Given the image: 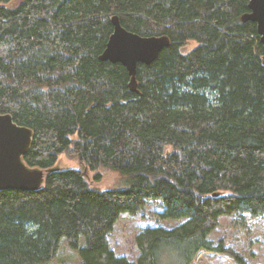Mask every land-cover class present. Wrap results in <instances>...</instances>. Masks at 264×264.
Wrapping results in <instances>:
<instances>
[{"label":"trees","instance_id":"obj_1","mask_svg":"<svg viewBox=\"0 0 264 264\" xmlns=\"http://www.w3.org/2000/svg\"><path fill=\"white\" fill-rule=\"evenodd\" d=\"M249 1L0 0V114L33 131L23 163L49 170L67 153L80 165L0 190V264H50L62 241L78 264H192L200 252L245 264L210 235L221 216H264V48L241 21ZM114 15L170 39L137 66L139 93L123 65L99 60ZM85 170L124 188L91 189ZM150 201L181 222L141 231L135 262L116 256L120 214Z\"/></svg>","mask_w":264,"mask_h":264},{"label":"rangeland","instance_id":"obj_2","mask_svg":"<svg viewBox=\"0 0 264 264\" xmlns=\"http://www.w3.org/2000/svg\"><path fill=\"white\" fill-rule=\"evenodd\" d=\"M197 44L189 41L184 45V53L192 50ZM171 148L167 147L166 151ZM80 165L77 159L63 153L58 156L56 163L49 170H41L43 179L50 171L78 169ZM86 171V177L91 189L100 192L124 188L123 179L117 173L101 171V181L95 182V173ZM162 212L158 202L150 201L144 212L137 215L128 213L120 214L114 228L108 238L109 246L116 256L125 257L135 262L138 257V249L135 244L136 236L147 227L172 228L181 221L164 220L159 217ZM210 239L214 245L220 241L239 256L245 264H264V216L250 218L244 214V221L237 216H221L219 226L211 233ZM82 241H80V244ZM78 253L70 250L62 241L56 257L50 264H78ZM192 264H237L233 257L224 253L200 252Z\"/></svg>","mask_w":264,"mask_h":264},{"label":"water","instance_id":"obj_3","mask_svg":"<svg viewBox=\"0 0 264 264\" xmlns=\"http://www.w3.org/2000/svg\"><path fill=\"white\" fill-rule=\"evenodd\" d=\"M248 9L241 21L256 25L259 41L264 48V0H250ZM111 23L113 32L99 60L123 65L130 77L129 90L139 93L137 66L154 62L159 53L170 46V39L167 36L143 37L129 32L115 15L111 17ZM32 136V130L14 123L10 115L0 114V190H37L43 182L41 170L30 169L23 163Z\"/></svg>","mask_w":264,"mask_h":264}]
</instances>
